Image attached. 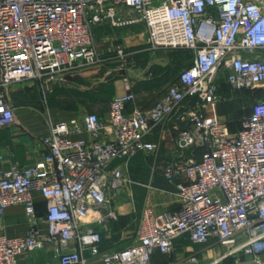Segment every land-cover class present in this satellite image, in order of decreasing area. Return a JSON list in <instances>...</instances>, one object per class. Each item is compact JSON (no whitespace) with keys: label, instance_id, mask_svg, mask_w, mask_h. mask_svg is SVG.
I'll return each instance as SVG.
<instances>
[{"label":"built area","instance_id":"2783aa9c","mask_svg":"<svg viewBox=\"0 0 264 264\" xmlns=\"http://www.w3.org/2000/svg\"><path fill=\"white\" fill-rule=\"evenodd\" d=\"M106 21L114 27L143 23L152 49L190 50L193 64L152 107L129 110L134 94L117 95L105 119L90 112L81 121L51 122L43 137L48 151L35 164L0 169V218L10 206L22 205L31 224L25 236L0 235V264H19L23 254L52 246L55 264H156L157 254L174 256L179 246L177 263L197 264L198 245L226 247L209 264L230 258L233 264H260L264 0H0V128L14 123L15 84L49 85L107 61L94 38L96 26ZM128 57L118 46L116 58L126 65ZM222 80L232 91L253 94L251 111L235 132L206 113L228 100ZM168 120L178 156L165 164L163 175L179 207L157 212L146 206L134 241L103 250L98 226L110 230L119 219L117 192L137 184L129 162L140 153H158L160 146L147 138ZM36 192L47 200L45 231Z\"/></svg>","mask_w":264,"mask_h":264},{"label":"crops","instance_id":"0c3cea01","mask_svg":"<svg viewBox=\"0 0 264 264\" xmlns=\"http://www.w3.org/2000/svg\"><path fill=\"white\" fill-rule=\"evenodd\" d=\"M94 38L96 51L99 55L105 57L107 61L99 66L75 71L67 75L65 81H54L53 84L71 83L72 79H69L70 77L81 76L84 83L91 85L90 89L81 91L88 92L97 98L88 99L83 97L84 100H82L80 108L75 104H71L64 111L53 108L49 114L17 107L14 123L0 128V154L3 156L0 160V169H7L13 165L30 166L41 159L48 151L43 142V137L46 135L51 122L81 121L84 114L88 112H95L102 118H107L112 98L107 101L101 98L99 90L103 83L113 81L116 95H122L126 92L134 94V100L128 105L129 110L134 107L148 109L166 93L167 88L177 79L182 70L178 71L174 77L163 85L148 90L134 91V87L139 81L163 75V73L154 69L155 67L167 69L177 65L176 52L164 48L152 49L147 35V28L143 23L114 27L109 21H106L96 26ZM118 46H123L129 54L126 65H123L116 58ZM221 84L224 87L226 86L223 80ZM59 96H55L53 101ZM224 109L222 104L209 106L206 113L208 116H217L226 121L227 117ZM232 120H227V123L231 131L235 132L240 128L241 123L237 125L232 123ZM173 124V121L168 120L157 126L148 136V141L157 143L160 146L156 155L140 153L129 162L128 173L137 184H131L117 192L114 208L118 212L119 219L110 223V230L104 231L102 226L96 225L98 229L102 230L103 250L122 249L120 246L127 239L125 236L137 230L142 211L146 206L152 207L157 212L175 210L179 207L175 189L165 180L163 175L165 164L178 156ZM81 136L86 139L91 138L89 134L85 133ZM34 199L37 214L40 218L39 228L45 231L46 224L43 217L47 210V200L39 192L34 193ZM133 223L136 226L135 230L131 228ZM30 226L24 207L22 205H12L0 218V235L4 234L9 237L25 236L29 232ZM212 246L210 245L209 251L210 262L224 251L221 249L218 253H215ZM188 247L191 248V245H188ZM196 247L193 248L196 249ZM53 248L54 246L25 253L20 257L19 264H55L58 262V258ZM181 248L179 246L173 256L174 263L167 255L161 254L156 255L155 263L178 264L177 260L183 256ZM204 249L201 251H204ZM260 264H264V253L260 254Z\"/></svg>","mask_w":264,"mask_h":264},{"label":"rangeland","instance_id":"374dc122","mask_svg":"<svg viewBox=\"0 0 264 264\" xmlns=\"http://www.w3.org/2000/svg\"><path fill=\"white\" fill-rule=\"evenodd\" d=\"M176 59H177L176 64L185 65L187 62V57L180 55L179 52L176 55ZM69 79H72L71 83L62 82L56 85L53 83H50L49 85H45V84L42 85V83L38 80H32V81L15 84L10 90V97L13 105L15 106V111L17 107H20V108H28L31 109L32 111H40L49 114V112H51L53 108H57L60 109V111L61 110L64 111L67 108H69L68 106H71V104H75V106L77 105L80 108L82 106L81 105L83 102L82 100H84L82 96L75 94H62L58 98L54 99V101L53 99H50L48 97L49 94L53 92V90L60 89L63 87H65L63 89H71V90L73 89L83 90V89L91 88L90 87L91 85L84 83L83 78L81 76H75L74 78L72 76ZM60 85H67V86H60ZM95 90L97 91V89ZM222 93L225 95L226 98H228L227 102L222 104L225 108L224 110L226 112L227 120L233 119L232 123H236L237 125L240 124L243 118L247 116L251 111V106L254 102L252 99L253 94L247 91L244 92L232 91L227 85L225 87L222 85ZM103 96L104 98H106L105 94H103ZM115 96H117L116 93L114 94L112 99ZM105 101L107 100L105 99ZM227 120L225 122H227ZM135 227L136 226L133 223L131 228L135 230ZM135 236H136V231L130 233L129 235H126L125 237L127 239H125L122 242L123 244L120 247L123 249V247L127 246L129 243L131 244L134 241ZM205 247L206 246L203 245H198V247H196L197 251H200V255H201L200 261L197 264L210 263V252H209L210 247H206V249H204ZM202 249H204V251H201ZM221 249L224 250L226 249V247L223 248L216 245V247L214 246L213 251L215 253H218ZM188 256H190V253L188 254ZM168 258L174 263L173 256H168ZM233 261L234 258H230L219 264H233ZM156 264H160V263L157 262Z\"/></svg>","mask_w":264,"mask_h":264},{"label":"trees","instance_id":"16d2710c","mask_svg":"<svg viewBox=\"0 0 264 264\" xmlns=\"http://www.w3.org/2000/svg\"><path fill=\"white\" fill-rule=\"evenodd\" d=\"M175 52H179L180 55L186 56L187 57V62L186 64H177V65H173L170 68L164 69L161 67H155L154 69H156L157 71H160L161 73H163V75L161 77H150L147 78L145 80H141L139 81L136 86L134 87V91H143V90H148L160 85H163L164 83H166L168 80H170L172 77H174L178 71H180L181 69L183 70L186 67H189L193 64V53L190 50L187 49H176L174 50ZM176 54V55H177ZM100 96L103 100H108L111 99L114 94H115V87H114V83L113 81H109L107 83H103L100 86ZM61 94H75V95H79L88 99H94L97 98L96 96H93L92 94L88 93V92H84L78 89H56L54 92L49 94V98L53 99L55 98V96L57 95H61ZM103 94L106 95V98H104Z\"/></svg>","mask_w":264,"mask_h":264}]
</instances>
